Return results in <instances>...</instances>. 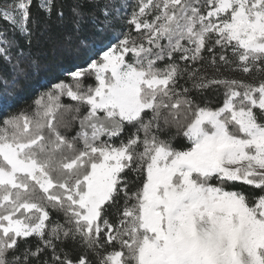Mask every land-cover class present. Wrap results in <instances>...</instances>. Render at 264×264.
Listing matches in <instances>:
<instances>
[{
	"label": "snow or ice",
	"instance_id": "6c2138e0",
	"mask_svg": "<svg viewBox=\"0 0 264 264\" xmlns=\"http://www.w3.org/2000/svg\"><path fill=\"white\" fill-rule=\"evenodd\" d=\"M65 22L113 37L0 117V264H264V0H0V62Z\"/></svg>",
	"mask_w": 264,
	"mask_h": 264
},
{
	"label": "trees",
	"instance_id": "16d2710c",
	"mask_svg": "<svg viewBox=\"0 0 264 264\" xmlns=\"http://www.w3.org/2000/svg\"><path fill=\"white\" fill-rule=\"evenodd\" d=\"M69 36L71 37L70 42L66 39ZM112 37V32L104 34L96 32L91 22L85 23L79 32L73 30L70 22L53 23L33 43L32 51L38 58L39 66L37 68H33L26 61L23 71L13 74L10 71V66H5L3 62H0V68L5 69L0 73V117L9 112L16 113L21 109L31 111L33 101L41 93L49 90L59 80L65 79L66 69L83 64L84 52L81 51L80 54H77L74 51L80 40L87 41L90 47L95 49V46H103ZM99 50L100 48L95 49L96 52ZM224 74L249 79L242 73L225 72ZM5 81L7 82L5 83ZM206 96L214 105L222 103L223 96L218 92H209ZM75 130L73 129L69 135H73Z\"/></svg>",
	"mask_w": 264,
	"mask_h": 264
},
{
	"label": "rangeland",
	"instance_id": "374dc122",
	"mask_svg": "<svg viewBox=\"0 0 264 264\" xmlns=\"http://www.w3.org/2000/svg\"><path fill=\"white\" fill-rule=\"evenodd\" d=\"M103 46H104V45H103ZM103 46H99V45H97V46H95V49H96V48H100V49H101ZM95 49H94V47H90L89 51L95 53V52H96Z\"/></svg>",
	"mask_w": 264,
	"mask_h": 264
}]
</instances>
